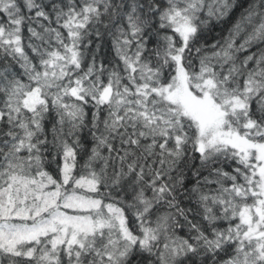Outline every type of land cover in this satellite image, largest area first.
<instances>
[{
  "label": "snow or ice",
  "instance_id": "snow-or-ice-1",
  "mask_svg": "<svg viewBox=\"0 0 264 264\" xmlns=\"http://www.w3.org/2000/svg\"><path fill=\"white\" fill-rule=\"evenodd\" d=\"M0 264H264V0H0Z\"/></svg>",
  "mask_w": 264,
  "mask_h": 264
}]
</instances>
